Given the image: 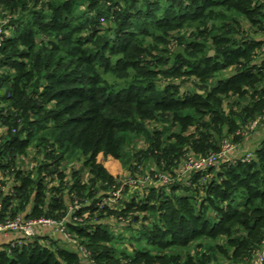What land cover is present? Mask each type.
<instances>
[{"label": "trees", "instance_id": "obj_1", "mask_svg": "<svg viewBox=\"0 0 264 264\" xmlns=\"http://www.w3.org/2000/svg\"><path fill=\"white\" fill-rule=\"evenodd\" d=\"M28 6L0 0L13 13ZM33 6L0 35V222L65 221L92 264H253L264 251V139L250 162L183 172L225 141L240 146L264 116V0ZM139 133L148 147L135 168L153 163L173 181L123 200L112 164ZM75 159L81 169L64 168ZM41 239L0 245V264H91Z\"/></svg>", "mask_w": 264, "mask_h": 264}, {"label": "rangeland", "instance_id": "obj_2", "mask_svg": "<svg viewBox=\"0 0 264 264\" xmlns=\"http://www.w3.org/2000/svg\"><path fill=\"white\" fill-rule=\"evenodd\" d=\"M35 0H28V10L26 11H19L18 13H13L11 11H9L8 9H3L1 8L0 10V35L5 33V32H10L11 31V23L13 20L15 19H19L20 15L23 14L26 15L28 14L31 10H34L35 8H33V3ZM86 10V4H82V7H80L79 9V13L82 11ZM106 25H108L105 22ZM185 31V29H184ZM1 40V38H0ZM171 47V46H170ZM173 48H175L174 45H172ZM161 49L165 48V45H161L160 46ZM172 49V48H171ZM156 54H160L159 51H156ZM107 79L112 82V83H124V81L121 80H117L115 79L114 76L112 75H108ZM180 81H178L177 83H179ZM264 123H261L259 125V127L263 126ZM154 127H158L161 128L162 127V123H155L152 122L150 124H148V128L150 130H152ZM252 128L251 130H254L250 133V135H248L246 137V139L244 140V142L238 146V151H237V155L241 154V153H246L249 151H253L254 150V145L258 144V142L263 139V135L261 133H258V131L260 130V128ZM257 136L259 137L257 139ZM255 138V139H254ZM147 135L143 134V133H139V134H130L127 136V140H126V147H125V157L123 160L121 161H116L115 163L112 164V167L114 169V171L116 173H118L119 177H118V181L119 183H121V185H123V188L120 189V191L124 190V192L119 193L118 196L120 199L126 200L129 199L132 195H139V196H143L146 195L147 191L149 188L153 187V186H158V185H166L169 186L170 183L173 181L171 179H169V177L167 175L162 174L160 171L156 170L153 171L154 169H156L155 164H150V168L148 171H145L146 169H143L142 166H139L137 169L135 168V166L137 165V163L134 161L133 158H135L134 156L138 153V151H140L141 149H146L148 147V140H147ZM254 139V140H253ZM257 139V140H256ZM251 141V142H250ZM250 143L249 145H251L248 149L245 147L247 146V144ZM240 151H243L240 153ZM246 151V152H245ZM30 160H32L34 158V154L30 155ZM83 162L82 160H78L75 159L72 162H69L67 164L64 165V168L67 169L68 171H70L71 169L75 168V169H81ZM134 168V169H133ZM153 169V170H152ZM191 167L190 165L187 164L186 168L184 169L183 174L185 173L187 176L188 171L190 170ZM85 177H87L89 174L85 169ZM185 177V181L188 179H186L187 176ZM184 179V178H183ZM6 189V188H5ZM108 203H114V200H105ZM73 207H71L70 209H72ZM145 214H142V216H144ZM21 218V217H20ZM26 221V220H25ZM112 224V228L114 229L113 231L116 233V235L119 234V232H123L124 230L119 229V226L116 225V222H111ZM124 236L126 237H131V233L128 231H124L123 232ZM4 233H0V245H3V241H7V238L4 236ZM36 235H39V237H41V242L47 244L48 246H51V242H60V244H62L63 246H67L68 248H72V246H74V244L72 242H69L67 240V238L64 236L62 229H61V224L60 222L57 223H44L38 226L37 231H36ZM48 235V236H46ZM118 237V236H117ZM48 238V240L46 239ZM126 241V242H124ZM123 241V239H118L117 238V243H116V247L118 248H124L125 246L130 247L129 245V240L125 239ZM136 242V241H135ZM264 249V248H263ZM193 251V249H192ZM254 264V263H253Z\"/></svg>", "mask_w": 264, "mask_h": 264}, {"label": "built area", "instance_id": "obj_3", "mask_svg": "<svg viewBox=\"0 0 264 264\" xmlns=\"http://www.w3.org/2000/svg\"><path fill=\"white\" fill-rule=\"evenodd\" d=\"M261 121H264V116L258 118L254 124L252 125V128L256 127ZM238 151V145L230 142L225 141L222 150L218 153H213L207 158H203L201 160H195L191 158L188 165H190L191 170H201L204 169L210 165H216L220 161H226V162H233L236 159H241L244 162H250L253 158V155L251 152H246L242 154H236ZM119 194V193H118ZM44 223H57V221L53 220H46V219H40L35 221H25L22 218L18 217L15 220H9L7 222H0V233H4L8 238L11 235H18L17 238H13L11 245H22L25 242H31L33 238L36 236V231L39 225ZM61 229L64 234V236L67 238L69 242H72L74 246L77 247V251L80 253V255L86 259V261L93 263L90 257L89 251H87L83 246L79 245L78 240L66 229V223L65 221L60 222ZM264 263V251L258 256L257 260L254 262V264H263Z\"/></svg>", "mask_w": 264, "mask_h": 264}, {"label": "crops", "instance_id": "obj_4", "mask_svg": "<svg viewBox=\"0 0 264 264\" xmlns=\"http://www.w3.org/2000/svg\"><path fill=\"white\" fill-rule=\"evenodd\" d=\"M258 133H261L262 135H263V139H264V125L263 126H261L260 127V130L258 131ZM259 137L257 136V139H258ZM255 139V138H254ZM253 139V140H254ZM256 139V140H257ZM262 140V139H261ZM261 140L258 142V144H256V145H254V147H256V146H258L259 145V143L261 142ZM251 142V141H250ZM250 143H248L247 144V146H245L247 149L251 146V145H249ZM241 152H243V151H240V153ZM246 152V151H245ZM242 154V153H241ZM6 238H7V241H3V244H6V243H8V242H11L12 241V239L13 238H17L18 237V235H11L9 238L6 236V235H4ZM46 236H48V235H46ZM71 247V246H70ZM69 247V248H70ZM72 248H76L75 246H72Z\"/></svg>", "mask_w": 264, "mask_h": 264}, {"label": "water", "instance_id": "obj_5", "mask_svg": "<svg viewBox=\"0 0 264 264\" xmlns=\"http://www.w3.org/2000/svg\"><path fill=\"white\" fill-rule=\"evenodd\" d=\"M214 53V51H211L210 54L212 55Z\"/></svg>", "mask_w": 264, "mask_h": 264}]
</instances>
